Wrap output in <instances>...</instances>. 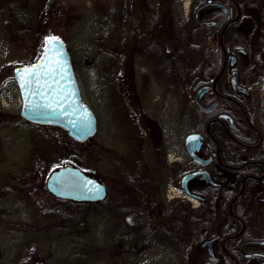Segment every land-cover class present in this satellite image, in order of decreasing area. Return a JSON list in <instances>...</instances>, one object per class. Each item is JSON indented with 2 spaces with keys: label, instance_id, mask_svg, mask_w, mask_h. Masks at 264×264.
<instances>
[{
  "label": "rangeland",
  "instance_id": "1",
  "mask_svg": "<svg viewBox=\"0 0 264 264\" xmlns=\"http://www.w3.org/2000/svg\"><path fill=\"white\" fill-rule=\"evenodd\" d=\"M158 10L162 15L156 14ZM187 17L176 3L158 6L150 0H0V264H177L178 254L182 260L188 255L191 264L206 262V250L199 253L196 244L189 253L180 252L168 233L149 235L141 222L130 226L128 209H116L111 190L122 174L128 172L131 179L141 173L130 160L135 155L144 156L155 175L164 173L157 147L162 144L173 154L191 128L185 84L175 83L174 72L173 82L164 76L148 80L153 68L142 51L148 46L146 36L158 30L164 34L162 55L173 56L167 43L173 45L176 28L189 33ZM47 35L65 44L83 101L97 117L96 133L83 142L73 141L60 127L19 124L16 119L21 98L13 69L37 62ZM125 50L136 54L135 87L123 72ZM260 76L264 85V73ZM64 165L96 176L107 187L106 197L77 205L49 195L45 180ZM251 218L249 234L264 235V214L258 215V222H263L259 227ZM205 221L193 233L198 243L221 227L214 219ZM183 226L182 233L188 236ZM133 227L137 233L130 241ZM137 241L150 245L136 247Z\"/></svg>",
  "mask_w": 264,
  "mask_h": 264
},
{
  "label": "flooded vegetation",
  "instance_id": "2",
  "mask_svg": "<svg viewBox=\"0 0 264 264\" xmlns=\"http://www.w3.org/2000/svg\"><path fill=\"white\" fill-rule=\"evenodd\" d=\"M150 2L158 6L167 2L178 4L186 16L189 14L186 22L192 27L189 33L184 28H176L172 33L173 44L190 45L186 49L189 60L185 61L176 59L174 63H166L162 55L164 34L161 36L158 30H153L151 37L146 36L148 46L142 51L148 53L153 70L162 66L170 69L174 65L206 71L199 79L201 85L187 97L192 108L191 128L183 137L180 150L170 154L161 146L162 150L155 152L160 155L159 163L165 172L152 173L144 156L142 161L137 155L130 159L142 165L137 168L141 170L138 177L130 179L133 188L124 206L128 209L129 224L145 223L144 231L149 235L160 234L161 230L168 233L180 252L189 253L196 244L199 253L206 250L208 255L203 264L224 261L246 264L247 260L249 264H264V235L254 237L247 231V218L252 217L250 221L257 227L263 225L258 222V215L264 214V85L256 71L264 52V0ZM160 13L158 10L156 14ZM201 53L206 54L205 60L198 59ZM188 79L186 75L182 81L185 90ZM192 79H197L196 74ZM201 88H205L200 98L203 109L195 103V95ZM190 134L197 137L187 142ZM175 154L178 157L173 159L171 155ZM133 174L131 171L130 176ZM175 206L179 209L175 210ZM170 209L172 214L167 211ZM198 214L203 219L202 226L207 223L205 220L214 219L220 224L221 232L198 243L193 235ZM183 225L190 231L185 230L188 236L182 233ZM133 229L128 233L130 241L137 233ZM215 237L210 244L206 242ZM130 251L136 249L132 247ZM177 256V264H188L186 261L191 264L188 255L183 260L181 255Z\"/></svg>",
  "mask_w": 264,
  "mask_h": 264
},
{
  "label": "water",
  "instance_id": "3",
  "mask_svg": "<svg viewBox=\"0 0 264 264\" xmlns=\"http://www.w3.org/2000/svg\"><path fill=\"white\" fill-rule=\"evenodd\" d=\"M202 25L209 24L202 22ZM25 69L33 71L22 81L21 73ZM12 76L22 100L19 113L22 119L60 127L77 142H83L96 133L97 117L83 101L70 55L59 38L53 43L46 40L39 60L31 65L14 67ZM204 91L205 88H201L195 95V103L200 108ZM194 137L197 136L190 134L186 141ZM45 188L54 198L74 202H99L107 195L104 184L72 165L53 170L45 180ZM215 239L206 242L210 244Z\"/></svg>",
  "mask_w": 264,
  "mask_h": 264
},
{
  "label": "trees",
  "instance_id": "4",
  "mask_svg": "<svg viewBox=\"0 0 264 264\" xmlns=\"http://www.w3.org/2000/svg\"><path fill=\"white\" fill-rule=\"evenodd\" d=\"M167 4L168 5H170L171 6V4L172 3H170V2H167ZM169 7V6H168ZM165 10L167 11V9L165 8ZM13 12V11H12ZM165 12V11H164ZM169 14H171V12H170V7H169V12H168ZM168 16H166V14H165V16H164V18H165V23H166V25L168 24V18H167ZM168 26V25H167ZM48 37H50L49 35H47ZM168 44V47L170 46V48L171 49H173V51L175 52V53H173L174 54V56L173 57H170L169 55H167V56H165L164 57V60H165V62L166 63H168V62H172V63H174L175 61H176V59L178 60V61H185V60H189L188 59V57L186 56V53H187V48H189L188 46H190L189 44H188V42L187 43H184V42H182V43H177V44H173V45H170L169 43H167ZM186 45V46H185ZM192 48V47H191ZM102 50V49H101ZM126 51V50H125ZM103 53H106L107 54V52L106 51H103ZM134 52H128V51H126V52H124V53H122V57H123V59H124V62H122V66H123V72H124V75L126 76V77H128V78H131L132 79V81H133V83H134V87H135V85H136V81L134 80V78L135 79H137L136 77L137 76H135V74H134V70H133V65H134V55L136 56V54L134 53ZM105 54V55H106ZM120 54V53H119ZM121 57V58H122ZM261 57H262V63L260 64V65H258L257 67H256V71H257V73L259 74V75H261V74H263L264 73V52H262L261 53ZM112 57L110 56V57H108L107 59H111ZM198 59H200V60H205L206 59V54L205 53H201V54H198ZM106 71V70H105ZM105 71H104V74H105ZM190 71V72H189ZM206 71V69L205 68H196V69H177V67H175L174 65L170 68V69H168V68H166V67H164V66H162L161 68H159V69H156V71L155 70H153V76H149L147 79L149 80V79H151V77L152 78H155L156 80H159V78H163V76H164V78L165 77H168V78H170L171 77V74H172V72H174V73H176V75L174 76V80H175V83H178L179 85H182V81L184 80V77L187 75V76H189V79H188V81H189V83H188V86H187V89L185 90L184 89V92H183V95H187L186 96V98L189 96V95H192L193 93H194V91H195V89L198 87V86H200L201 85V83H199V79L201 78V77H203L204 76V72ZM196 74V76H197V79H192V77H193V75H195ZM103 75V74H102ZM183 75V76H182ZM105 76V75H104ZM170 81H172L173 82V80H172V78H170ZM188 102V101H187ZM17 121L19 122V124H22V123H24L25 122V120L24 119H22L19 115L17 116ZM162 146V144H160L158 147H157V151L159 150L160 151V147ZM149 155H151V154H149ZM140 159V161H142V158H143V156H141V157H139ZM140 161H138V162H132V164L134 165V164H136V165H138V167L137 168H139V167H141V162ZM156 161L158 162L159 160L158 159H156ZM84 173H86V171H84L82 168H80ZM150 170V169H149ZM51 172V171H50ZM127 173L128 172H126V174L124 175V174H122L123 176L120 178V179H115V182H114V186L112 187V191L114 190V194H115V204L116 205H119V206H122V207H126L127 206V204H128V195H130V191L132 190V188H133V186H132V182L130 181V179L127 177ZM86 174H88V173H86ZM88 175H90V174H88ZM90 176H93V177H95V178H97L96 176H94V175H90ZM98 179V178H97ZM99 180V179H98ZM100 181V180H99ZM100 182H102V181H100ZM107 188V187H106ZM11 191L10 190H7V192H6V194L5 195H10L11 193H10ZM1 193H4V192H1ZM50 195V194H49ZM66 201H68V200H66ZM75 204H77V205H80V204H82L83 202H74ZM202 217H201V215L200 214H198L197 215V223H200V222H202ZM218 232H221V228H219V231ZM141 245H146L145 244V242H143ZM135 246L137 247L138 246V244L137 243H135ZM188 264H189V262L188 261H186ZM222 264H228V263H226L225 261L224 262H222Z\"/></svg>",
  "mask_w": 264,
  "mask_h": 264
},
{
  "label": "snow or ice",
  "instance_id": "5",
  "mask_svg": "<svg viewBox=\"0 0 264 264\" xmlns=\"http://www.w3.org/2000/svg\"><path fill=\"white\" fill-rule=\"evenodd\" d=\"M58 38L56 37H50L47 38V43H53V42H57ZM33 70L30 69H25L22 73H21V80L25 81V76L27 75H31ZM22 87H23V83H22ZM46 107H51V105H47Z\"/></svg>",
  "mask_w": 264,
  "mask_h": 264
}]
</instances>
